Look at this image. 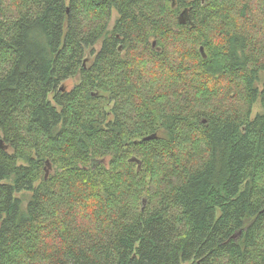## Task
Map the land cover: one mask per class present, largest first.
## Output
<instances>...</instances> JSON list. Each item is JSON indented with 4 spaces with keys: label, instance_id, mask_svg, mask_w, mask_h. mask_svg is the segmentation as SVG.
Wrapping results in <instances>:
<instances>
[{
    "label": "trees",
    "instance_id": "obj_1",
    "mask_svg": "<svg viewBox=\"0 0 264 264\" xmlns=\"http://www.w3.org/2000/svg\"><path fill=\"white\" fill-rule=\"evenodd\" d=\"M0 140V264H264V0H0Z\"/></svg>",
    "mask_w": 264,
    "mask_h": 264
},
{
    "label": "rangeland",
    "instance_id": "obj_2",
    "mask_svg": "<svg viewBox=\"0 0 264 264\" xmlns=\"http://www.w3.org/2000/svg\"><path fill=\"white\" fill-rule=\"evenodd\" d=\"M116 18H117V13H116L115 10H112V11H111V14H110L109 23H108V27H109V28H111V27L113 26L114 21L116 20ZM99 47H100V44H96V45L94 46V50H98ZM86 52H88V51H86ZM89 58H90V56H89L88 54H85V56H84V59L86 60V61H85V65L88 64V60H90ZM78 80H79V79H78V76H77V75H76L75 77L70 78L69 81L66 82V83H67V87H69V86L71 87V86L73 85V83H77ZM259 110H260L259 105H258V104H255L254 107H253V113H252V115L254 116L255 113H256L257 111H259Z\"/></svg>",
    "mask_w": 264,
    "mask_h": 264
},
{
    "label": "water",
    "instance_id": "obj_3",
    "mask_svg": "<svg viewBox=\"0 0 264 264\" xmlns=\"http://www.w3.org/2000/svg\"><path fill=\"white\" fill-rule=\"evenodd\" d=\"M185 12V10L181 13V16H182V14ZM155 44V42H153V45ZM200 51H201V53L202 54H204V52H203V47H200ZM156 137V134L155 133H153V134H149V135H147V136H145L143 139L144 140H150V139H153V138H155ZM1 143H2V141L0 140V145H1ZM133 160H135V159H133Z\"/></svg>",
    "mask_w": 264,
    "mask_h": 264
}]
</instances>
